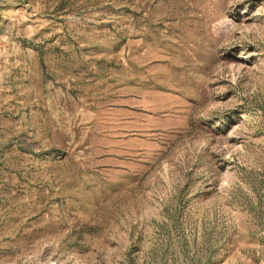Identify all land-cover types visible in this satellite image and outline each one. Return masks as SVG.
<instances>
[{"label":"rangeland","instance_id":"rangeland-1","mask_svg":"<svg viewBox=\"0 0 264 264\" xmlns=\"http://www.w3.org/2000/svg\"><path fill=\"white\" fill-rule=\"evenodd\" d=\"M0 264H264V0H0Z\"/></svg>","mask_w":264,"mask_h":264}]
</instances>
